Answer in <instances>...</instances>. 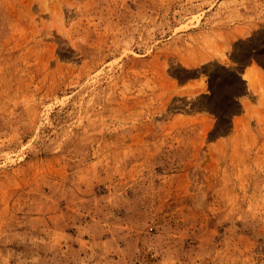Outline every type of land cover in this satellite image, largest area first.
<instances>
[{"label": "rangeland", "instance_id": "374dc122", "mask_svg": "<svg viewBox=\"0 0 264 264\" xmlns=\"http://www.w3.org/2000/svg\"><path fill=\"white\" fill-rule=\"evenodd\" d=\"M0 264H264V0H0Z\"/></svg>", "mask_w": 264, "mask_h": 264}]
</instances>
